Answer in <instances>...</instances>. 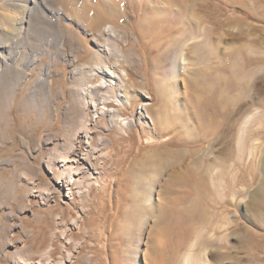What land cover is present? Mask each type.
Wrapping results in <instances>:
<instances>
[{"label":"rangeland","instance_id":"obj_1","mask_svg":"<svg viewBox=\"0 0 264 264\" xmlns=\"http://www.w3.org/2000/svg\"><path fill=\"white\" fill-rule=\"evenodd\" d=\"M160 1L108 0L116 38L91 32L84 5L100 0H53L41 29L15 20L27 0H0V264H264V61L247 93L225 80L247 76L240 49L264 56V0ZM94 42L122 50L104 63L109 79ZM120 69L130 88L143 74L146 96L135 87L121 112L97 110L111 91L91 86ZM202 86L211 95L195 97ZM220 94L240 105L234 118H222L223 98L203 103ZM205 169L217 229L179 218L197 211L189 197Z\"/></svg>","mask_w":264,"mask_h":264},{"label":"bare ground","instance_id":"obj_2","mask_svg":"<svg viewBox=\"0 0 264 264\" xmlns=\"http://www.w3.org/2000/svg\"><path fill=\"white\" fill-rule=\"evenodd\" d=\"M158 1H160V0H158ZM52 2H53V0H27L26 4L21 5L20 11L19 12H15V16H14L15 17V20H16V17L18 16L17 17V20L20 21V22H22L24 20V17L27 14H29L30 16H32V18L34 20V23L33 24L36 25V28L39 27L41 29L42 27H45V22H46V21H44V17H41V14L43 13V9H44L43 7L50 6L52 4ZM107 2H108V0H100L99 4H95L94 6L84 5V10H85L84 11V14L87 17H89V15H92V16H90L91 17V20H92V22L90 24V26H91L90 28H91V32L92 33L95 32V31L96 32H101L102 31V33L104 35H106L105 34L106 32H113L114 35H115V37L118 38L119 35H117L115 33L114 27L111 26L110 24H108V25L106 24V21L108 20V17H109V15L106 14V12H111L113 10L112 6L111 5H108ZM106 4L108 6H106ZM51 7H53V5L50 6V8ZM180 7L186 11L185 13L188 12V6L187 5L182 4ZM82 15H83V12L81 13V16ZM191 21L192 20L190 19V16H188V18L186 19V15H185V26H186L187 30H189L190 25H193ZM229 21L232 22V23L233 22H236L238 24V26H240V28L242 30L245 29V26L247 24V23H245V21H242L240 19H231V20L229 19ZM196 26L198 27L199 24L196 23ZM197 27L194 28L195 31H198L196 29ZM191 30L192 29L190 28L189 31H191ZM95 45L97 46V48H95L96 47ZM114 49H115V47H113V49H111V48L108 49V47H107V49H105L104 47L101 48V45H100L99 42H94V47L91 48V50H92V56L95 58L94 61H98V62H96V66H97L96 69H98L97 72L100 73V74H102V75H107V77L110 74H112V72H113L112 70L111 71L109 70L110 68L107 69L106 64H104V63H106L105 61H108L107 59H108L109 55L112 56V54H113L115 56V60H112L111 59L112 61H119V59L124 58L123 53H122V50H114ZM240 50L235 54L234 59H236V61H239V65H240L241 61H244L242 63V67L241 68L246 71L247 76H246V78H241V79L239 78L238 81H236V80L235 81H231V80L225 79L227 81L226 87L229 88V85H230L231 88H233V86L234 87L236 86V88L242 90L243 93H247V91L249 89V86H250V83L248 82V80H249L248 76L250 74L252 76H254L253 68H251L252 67V63L255 62V61H264V56L261 55V56H258V57H251L249 54H247L246 52L242 51V49H240ZM204 61H206V60H204ZM184 62H185V59L181 60V64H183ZM113 64H115V63H113ZM110 65H112V64H110ZM248 67H250V68L248 69ZM230 70H232V69H230ZM234 72L236 73V70ZM238 72H239V70H238ZM113 75L114 76L116 75V78H115L116 79V82H112V81L108 80L109 77H108L107 81H103V80L100 81L99 80L100 81L99 82L100 84H98V85H94L93 84L91 86L92 88H90V91H93L95 93V95L99 92V90H101V88H102V92L103 93H105V92L108 93V91H111L110 95L109 94H102L101 95V98L100 99H102V100L99 101V104L100 105H103V107H99L97 110L103 111V112H105V110H106L110 114H115V113L117 114V113L121 112L122 110H124V107L125 106H130L131 105V102H132V99H133V92H134V90H132V88H135V87L138 88V90H137V88H136V90L138 91V95L140 97L146 96L145 95V87L144 86H146L147 82L144 80V77H143V74H142L141 80L135 82V84L132 82L131 85H133V87L130 88V85H129V80H130L129 77H130V75L128 74L127 70L120 69L117 72V74H113ZM88 83L89 82H87V84H86V89H88ZM197 92L199 94H197L195 97H198L200 94H203V93L205 95V93H207L208 90H207V87L206 86H202L201 88H199V90H197ZM219 93H221V92H219ZM207 95H211V94H208L207 93ZM229 97L226 96V95L223 96L222 94L215 95L214 97L207 96L206 101H208V102L203 101V103H205V105L207 106L209 102H211L213 100H215V102H219V98H223L220 101L221 102H224L225 101L223 105H225V107H226V105H228V103H229L228 102V99L230 100ZM159 99L160 98H158V100ZM195 100L196 99H194V101ZM170 101H175V100L174 99H170ZM197 101H195V102H197ZM230 101L232 102L233 101V98ZM110 105L113 106L112 107L113 109H108ZM229 105H231V104L229 103ZM229 105H228L229 111H227L226 114H224V113L222 114V118H224V119H232V118H234V115L241 109L240 105L239 106L236 105L237 107H234L235 105H231V107H230ZM144 110L146 111L147 114H150L151 115V118L153 119L152 120V124L154 125L155 128H157L156 126H157V120H158V118H157V116H155V112L153 111V108L151 107V104L149 102H146L144 104ZM182 112H183V114H189V110L188 109H185ZM141 113H143V112H141ZM220 115H221V113H220ZM183 125L186 127V122L185 121L183 122ZM183 146H185V145H183ZM169 154L171 155L170 152L166 153L165 155H169ZM184 154H185V152H183L182 150L178 153V157H180V160L182 159V157H183ZM147 163H148V165H146V169H152V170H154V165H155L154 161L152 159H149V161ZM209 170L208 169H205L202 173L199 174V176L196 177L197 179L195 178V180H194V177H193V180L194 181H193V184H192V187H191V192H190L192 194V197H189V202L192 205L191 207H193V208L196 207L197 208V211H195L194 214L193 213L192 214H187V215L185 214L183 217H181V216L179 217L181 220H184V224H185V222L191 223L192 228L196 224H198V225L195 226V228H197V227L200 226L199 229L200 228L201 229H204L205 227H206L205 229H207V228H210V229H213V228L215 229L216 228L217 229V225L215 223V221L217 220V214L214 212V210L213 211L210 210V206H209L210 205V202L209 201L211 199H210V197H209V195L207 193V192L210 191V188H211V186L208 183H206L208 177L210 176ZM188 181H191V180H188ZM180 183H181V185L183 184L182 182H180ZM205 191H207V192H205ZM175 201H178V200L175 199ZM211 206H212V204H211ZM251 206H253V204ZM170 225H171V221H170ZM178 226L180 227V225H178ZM172 228L173 227H171V229ZM175 230H177V229H175ZM182 234H183V237H181ZM182 234L181 235L178 234V235L183 240L184 237H186V235L184 236V233H182ZM182 240H178L177 249H180L182 247V243H184L186 241V239H185V241H182ZM203 240H206V241L204 243L202 241L198 245V247H202V249L205 247V245L210 244V242H211V239H206L205 237H204ZM214 242L215 241H213V243ZM192 249H193V247H190L188 249L189 251L187 250V253L185 254V257H184V262L185 263L187 261V258L189 257V252ZM177 251L178 250H176V247H175V249L172 248V251L170 252V254L171 253L172 254H175ZM163 252L164 251H162V253ZM162 253L160 251V254H162ZM196 263L203 264L199 260H197Z\"/></svg>","mask_w":264,"mask_h":264}]
</instances>
